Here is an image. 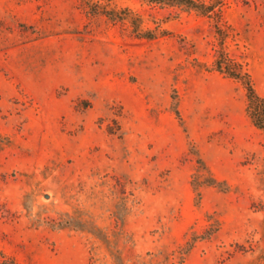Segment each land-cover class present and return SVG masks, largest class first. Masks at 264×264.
Segmentation results:
<instances>
[{"label":"rangeland","instance_id":"obj_1","mask_svg":"<svg viewBox=\"0 0 264 264\" xmlns=\"http://www.w3.org/2000/svg\"><path fill=\"white\" fill-rule=\"evenodd\" d=\"M194 1L0 0V264H264V0Z\"/></svg>","mask_w":264,"mask_h":264},{"label":"trees","instance_id":"obj_2","mask_svg":"<svg viewBox=\"0 0 264 264\" xmlns=\"http://www.w3.org/2000/svg\"><path fill=\"white\" fill-rule=\"evenodd\" d=\"M173 4L183 5L191 9H196L202 13H209L211 7L199 4L194 0H171ZM107 15L111 20H116V18H122L114 12H107ZM124 19V18H122ZM216 68L219 72L225 73L232 78L239 79L245 83L248 91V111L250 118L252 119L254 125L264 131V97L257 94L255 91L251 77L247 72H243V67L236 64L224 57L223 55L216 61Z\"/></svg>","mask_w":264,"mask_h":264}]
</instances>
